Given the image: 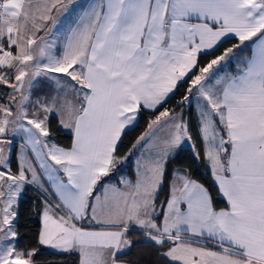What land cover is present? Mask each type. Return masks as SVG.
I'll list each match as a JSON object with an SVG mask.
<instances>
[{"label":"snow or ice","instance_id":"1","mask_svg":"<svg viewBox=\"0 0 264 264\" xmlns=\"http://www.w3.org/2000/svg\"><path fill=\"white\" fill-rule=\"evenodd\" d=\"M0 101V264H128L139 241L135 264H264V0H0ZM193 109L215 193L168 168Z\"/></svg>","mask_w":264,"mask_h":264},{"label":"trees","instance_id":"2","mask_svg":"<svg viewBox=\"0 0 264 264\" xmlns=\"http://www.w3.org/2000/svg\"><path fill=\"white\" fill-rule=\"evenodd\" d=\"M233 43H236L234 39L227 40L220 47V49L216 51L212 56H202L201 62L203 63L211 58H214L215 55H219L225 48L231 47ZM185 87L186 86L181 87L180 91L177 92L176 96L169 100L168 103L165 104L163 107L168 108L175 106L176 101L179 99L181 93L184 92ZM160 110L162 111L163 108H161ZM177 111H180V109L177 108ZM156 114L158 113L145 112L140 118L138 125L133 130L127 131L126 135L123 137V142L119 145V155L123 156L128 152L132 143L141 133L146 130L149 120L153 119ZM186 115L191 121V127L194 130L196 148L199 149L200 139L196 134V110L193 109L191 112L186 113ZM52 126L53 131L59 136V142L64 146H68L70 143L68 136L56 127L55 121H53ZM192 153L193 150L191 148H182V151L180 152L179 156L175 157L168 165L169 170L171 171L177 167L187 169L192 173V176L195 179H197L201 183H204L210 188L211 191L215 193V186L212 184V177L208 168L201 160L199 164ZM124 172H128L129 176L133 175V167L131 163L126 166ZM113 179H115V177H113ZM166 191L167 185H165V193ZM38 196L39 193L34 188L29 187L25 191L24 196L21 200L20 210L22 212V216L20 219V231L22 234L27 233V236L23 240V243L25 244L30 243L32 241V238L34 237L35 232L38 228L37 218L35 215V212L37 210L36 206L38 203ZM161 198H163V194ZM216 203L218 207H227L226 201L219 196H217L216 198ZM147 247L148 246L145 245L142 241L135 243L134 246L128 250V252L124 256V259L129 264H135V261L138 259L140 252L146 249ZM38 259H40L42 264H73V261L76 259V257L74 255H59L56 252L44 249L42 250L41 256Z\"/></svg>","mask_w":264,"mask_h":264},{"label":"rangeland","instance_id":"3","mask_svg":"<svg viewBox=\"0 0 264 264\" xmlns=\"http://www.w3.org/2000/svg\"><path fill=\"white\" fill-rule=\"evenodd\" d=\"M93 2V0H79V3L81 4V5H87V4H89V3H92ZM192 135H193V141H191V142H185V144L183 145V147L182 148H185V147H189V148H191L192 150H193V148H192V144H195V146H196V142H195V138H194V130L192 129ZM197 149V148H196ZM198 161V163L200 164V160H197ZM132 167H134L133 165H132ZM126 174L127 175H129V173L128 172H126ZM48 250V249H47ZM51 251V250H50ZM54 252V251H53Z\"/></svg>","mask_w":264,"mask_h":264},{"label":"crops","instance_id":"4","mask_svg":"<svg viewBox=\"0 0 264 264\" xmlns=\"http://www.w3.org/2000/svg\"><path fill=\"white\" fill-rule=\"evenodd\" d=\"M0 102H2V101H0ZM13 152H14V154H13V157H12V170L15 171L16 170V155H15V153L19 152V148L18 147H14Z\"/></svg>","mask_w":264,"mask_h":264}]
</instances>
